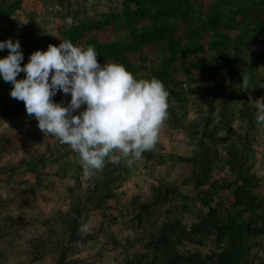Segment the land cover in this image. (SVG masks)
Returning <instances> with one entry per match:
<instances>
[{"label":"rangeland","instance_id":"1","mask_svg":"<svg viewBox=\"0 0 264 264\" xmlns=\"http://www.w3.org/2000/svg\"><path fill=\"white\" fill-rule=\"evenodd\" d=\"M169 1L174 13L151 7L142 17L133 0H0V41L19 40L21 66L34 51L69 40L95 46L101 65L115 61L138 78H158L169 93L155 149L131 166L117 153L118 164L107 163L85 180L78 153L44 135L25 107L17 111L12 85L0 80V206L12 202L5 216L28 215L27 230L0 223L4 264H169L170 250L178 264H196L197 256L220 264L234 243L239 264H264V124L253 104L264 98V13L254 7L264 0ZM219 9L222 16L212 21ZM157 24L165 40L145 44L132 35ZM7 54L0 51V58ZM70 98L58 92L54 100ZM205 147L218 158L209 182L198 187L187 160ZM231 152L244 160L246 179L227 165ZM33 162L42 168L43 184L36 183ZM165 183L185 202L155 204ZM104 190L109 196L99 204ZM89 192L96 198L86 199ZM77 209L89 217L82 244L56 228L55 241L47 237L56 250L32 263L30 239L45 233L47 219L56 223L60 213ZM207 217L238 219L246 233L231 239L211 225L205 231L200 221ZM170 221L182 228L160 239Z\"/></svg>","mask_w":264,"mask_h":264},{"label":"clouds","instance_id":"2","mask_svg":"<svg viewBox=\"0 0 264 264\" xmlns=\"http://www.w3.org/2000/svg\"><path fill=\"white\" fill-rule=\"evenodd\" d=\"M4 50L0 80L12 85L10 97L24 103L44 135L78 153L85 180L107 163L118 164L117 153L131 166L155 149L169 107V93L158 78H138L115 61L101 65L95 46L69 40L34 51L23 66L18 39L0 41ZM58 92L70 100L56 102ZM253 104L257 122L264 124V98Z\"/></svg>","mask_w":264,"mask_h":264},{"label":"trees","instance_id":"3","mask_svg":"<svg viewBox=\"0 0 264 264\" xmlns=\"http://www.w3.org/2000/svg\"><path fill=\"white\" fill-rule=\"evenodd\" d=\"M133 2L137 5L138 8H140L138 12H140V14L143 15L142 17L147 16L146 14L147 12L148 13L150 12L151 7L156 8L158 12L163 9L162 11H166V12L170 11V13H174L172 8L169 6L170 4L169 0H166V3L164 2V0H133ZM227 4L231 6V10H232L233 4H230V2H228ZM254 7L258 8L260 10L259 12L264 13V2L262 3L255 2ZM240 10L242 11V9ZM223 11L224 10L222 9L216 10L212 15V21H218L220 17L222 16ZM133 31H134L132 32L133 37L135 39H138V41L143 42L145 44L150 43V42L154 43L159 40H163L164 34L166 33V30L164 29L163 24L154 25L152 28L145 29L144 31H140L138 29L133 30ZM101 49L104 51L103 47H101ZM20 102L21 103L19 104L17 111H20L21 108L24 107V103L22 101ZM142 156H145V155H142ZM214 156L218 158V154ZM211 157H213L211 154V151L205 147L204 150H202L201 152L196 151L194 156L187 160L193 165L192 178L198 187L208 183L214 171V158L215 157L213 158ZM241 159L242 158H241V155H239V153L231 152L229 153V157L227 158L226 163L227 165L230 166L231 170H234V172L238 174L239 177L246 179V177H248L249 170L246 167L244 168L245 163H244V160H241ZM30 164H31L32 172L37 179L36 183L43 184L45 180L43 178L42 168H40V166H38L36 162L30 163ZM159 192L160 193L158 194V199L156 200L155 204H160V205L166 204V203L172 204L170 201L179 200L178 202H180V199L182 203L183 201L185 202V198H183L184 197L183 194L180 193L178 189L171 188L168 183H165L162 189L159 190ZM109 193L110 191L106 193L105 190L100 192L99 198H97L98 203L101 204V202H104L106 198L109 196ZM85 195L87 196L86 199H88L89 197L91 199L93 192H89ZM96 196L97 195H93L92 197L96 198ZM11 203L12 202L10 201L5 202L3 207L0 206V223L4 222L5 224L10 225V227L11 226L15 227L17 230H27L28 225H27L26 218L28 215L26 216L23 213L22 216H19L18 218L13 217L11 215L5 216L6 214L3 208L7 207V204L9 205ZM142 209L147 210L148 207H142ZM54 219H57L56 223H53V221L52 222L48 221L47 219L46 221L47 224H45V228H47V230H49L50 233L47 230H45V233L43 235L40 234L38 238L36 237V238L30 239L31 250L29 254L31 256L32 263L36 260H39L40 258L50 257L51 254L56 250V249L51 248V241L47 238L49 237L52 239V241H55L54 239L57 237H55V235L53 234H54V229L56 228H59L60 230H63V231L64 230L69 231L71 237L75 238L74 242L72 241L73 243H76L78 241L80 242L82 226L88 221L89 217L84 215L81 209H77L76 211H72L69 213H60L59 216ZM200 225L203 226V230L205 231H207L208 226L211 225L215 229L219 230L222 233V235L228 236V237L230 236L231 239L233 236H237V235H241L242 237V235L246 233V229H244L241 226V223L238 222V219L229 220L227 222L225 221L215 222L211 217H207L205 220L201 219ZM177 228L178 230L182 228L181 224L176 221L175 222L170 221V224L164 227V231L161 233L160 239H163V238L164 240L168 239L169 233ZM249 231L251 235H253L254 233H256V231L261 232V229H257V230L250 229ZM66 234L68 235V232H66ZM65 236H63V238L61 239H65L66 238ZM20 238L14 239V242H18ZM68 238H69L68 240H70V237ZM14 242L12 241V244ZM66 242H69V241L63 240L59 244H65ZM80 244H82V242H80ZM240 249L241 248L236 247L234 243L231 246V249L229 251H226L223 253V255L221 256L220 264H239L241 261V257L237 255V251L239 252ZM165 255L168 258V260L171 262L169 264H178L177 262L179 258L174 253H172L171 250ZM4 256H5V252L1 250L0 251V264H4L5 262ZM192 260L196 262V264H205V262L201 260V258L198 256L196 259L192 258Z\"/></svg>","mask_w":264,"mask_h":264},{"label":"built area","instance_id":"4","mask_svg":"<svg viewBox=\"0 0 264 264\" xmlns=\"http://www.w3.org/2000/svg\"><path fill=\"white\" fill-rule=\"evenodd\" d=\"M220 250H218V252H219Z\"/></svg>","mask_w":264,"mask_h":264}]
</instances>
